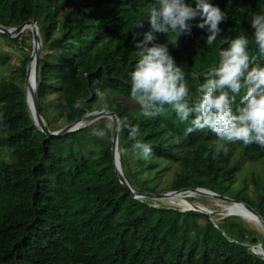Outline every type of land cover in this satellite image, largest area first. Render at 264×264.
<instances>
[{
  "label": "trees",
  "instance_id": "1",
  "mask_svg": "<svg viewBox=\"0 0 264 264\" xmlns=\"http://www.w3.org/2000/svg\"><path fill=\"white\" fill-rule=\"evenodd\" d=\"M69 1L0 0V24L14 28L32 21L47 37L59 28ZM73 1L76 16L63 34L67 40L62 50L68 56L41 62L38 74L40 111L49 129L43 107L49 90L65 108L57 114L65 126L94 112L97 88L130 99L129 74L139 60L135 43L150 31L148 13L156 5V0ZM186 2L195 7L194 0ZM208 2L228 17L219 25L222 31L213 45L206 43V28L193 26L191 35L179 39L174 34H155L156 44L172 42L169 52L186 73L188 85L203 83L205 74L218 64L219 50L239 35L248 37L250 55L264 66V54L257 51L251 27L252 16L264 14V0ZM138 21H143L142 28L136 27ZM200 22L197 18L193 25ZM9 60L0 54V64L5 66ZM30 61L31 56H25L18 69L19 82L0 83V264H264L258 263L254 250L259 245L264 248V239L242 218L216 221L212 214L198 210L181 211L156 206L157 199L134 198L115 172L107 118L61 137L45 135L26 104L24 84ZM77 101L84 106L75 108ZM108 104L119 121L126 117L140 126L137 139L153 150L150 161L137 159L131 152L122 155L133 140L127 129H119L120 161L134 190L164 194L208 189L249 204L264 218V195L255 196V201L233 192L236 168L230 166V155L222 152L213 159L214 134L207 130L187 134L191 118L179 121L169 106L163 115L145 119L140 109L122 101ZM94 128L103 129L105 137L94 136ZM177 137L179 143L174 142ZM87 142L98 144L96 156L85 154ZM237 143L247 160L264 159V149L258 145ZM180 145L185 149L179 155ZM175 161L180 167L171 185L160 189L161 167Z\"/></svg>",
  "mask_w": 264,
  "mask_h": 264
},
{
  "label": "clouds",
  "instance_id": "2",
  "mask_svg": "<svg viewBox=\"0 0 264 264\" xmlns=\"http://www.w3.org/2000/svg\"><path fill=\"white\" fill-rule=\"evenodd\" d=\"M194 2L195 7L186 0H156V5L150 8V31L143 33V40L135 43L139 60L129 74L130 99L139 106L140 115L145 119L162 114L165 106H169L179 121L187 122L191 118L187 134L205 130L214 134L213 159L222 152L227 153V146L237 142L245 147L255 144L264 149V66L255 55H250L251 42L246 35L237 36L227 48L219 50L218 64L205 74L195 99L191 97L186 73L169 52L168 44L172 42L168 39L166 44L154 43L156 33L168 37L174 34L179 39L182 35H191L193 26L207 29L208 46L216 42L222 31L219 25L227 20V13L208 0ZM197 18L202 22L193 25ZM136 27L142 28L143 21H138ZM251 27L257 51L264 54V14H254ZM95 95L100 102L97 110L108 113L106 91L97 88ZM83 106V101L74 104L75 108ZM118 127L127 129L133 140L131 149L124 148L122 155L131 152L137 159L150 161L152 147L137 139L141 135L140 126L125 117L118 122ZM92 134L103 138L106 132L94 128ZM174 142L179 143L180 138H175Z\"/></svg>",
  "mask_w": 264,
  "mask_h": 264
},
{
  "label": "rangeland",
  "instance_id": "3",
  "mask_svg": "<svg viewBox=\"0 0 264 264\" xmlns=\"http://www.w3.org/2000/svg\"><path fill=\"white\" fill-rule=\"evenodd\" d=\"M76 11V2L73 0L67 2L65 9H63L62 20L60 22L59 28L47 37L41 36L43 45L41 60L42 64H44V62L47 60L59 61L68 56L65 55L62 50V46L65 45L67 40L63 34L66 29L72 25L73 19L76 16ZM2 19L3 18L0 16V20ZM33 47L34 39L30 29H26L19 36L13 37L12 40L8 35H0V54L8 55L10 58L5 66L0 64V83L4 80H14L17 82L20 81L18 69L22 66L25 56L32 55ZM73 55L74 54H71L70 57H73ZM24 85L26 88V84ZM188 86L191 95L197 93V83H192ZM27 93L28 100L31 103L30 87L27 89ZM48 93V97L46 101H44L43 107L49 117L50 129L53 131H57L65 127L63 120L57 118V114L60 111L65 110V108L62 106L61 100L55 92L53 93L49 90ZM106 98L107 102H110L112 100L122 101L130 107L139 109V106L134 101H132L131 99L118 97L117 94L106 92ZM99 106L100 102L95 103L94 111H98L97 109L99 108ZM107 120V125L113 131L111 120L109 118H107ZM227 147L228 151L225 154L230 155V166H235L236 168L233 178L234 184L232 185L233 192L238 193L243 197L250 198L251 200L255 199V196L257 195H264V159L247 160L243 156L242 145L238 143L228 145ZM184 149L185 147L182 145L178 147L179 155L184 151ZM98 150L99 146L95 142H87L84 145L85 154L88 156H96ZM179 167L180 163L177 161L171 162V164H163V166L161 167L163 178L158 185L160 189L167 188L171 185L174 173L179 169ZM189 199H192V201L190 202ZM158 204L167 207H176L181 211H188L189 208L194 205L210 211L212 213V218L216 221L226 218V209L230 208L231 210H233V208H236L237 205V203L234 204L233 202L228 203L220 199L190 194H185L184 197H181V199L169 198L156 200L155 205L158 206ZM239 217L243 219V217ZM243 220L246 221L252 229L258 231V233L264 239V225H262L260 221H250L245 218ZM259 257L260 258L257 259L258 263L264 262L263 256L259 255Z\"/></svg>",
  "mask_w": 264,
  "mask_h": 264
},
{
  "label": "water",
  "instance_id": "4",
  "mask_svg": "<svg viewBox=\"0 0 264 264\" xmlns=\"http://www.w3.org/2000/svg\"><path fill=\"white\" fill-rule=\"evenodd\" d=\"M26 29H30L32 34H33V39H34V47H33V53L31 55V61L28 64L27 67V75H26V104L30 113V117L32 118L34 124L48 137H61L64 135H67L69 133L76 132L80 130L81 128H84L95 121H98L103 118H109L112 121L113 125V131H112V155H113V163H114V168L115 172L118 176V180L120 184L127 190L129 191L132 196L136 199H169V198H176V197H184L185 194H190V195H200V196H205V197H210V198H215V199H220L222 201L228 202V203H237L242 205L248 212H250L252 215L257 217L260 221H262V224L264 225V218L260 216L249 204L238 201L236 199L226 197V196H221L216 194L215 192L208 190V189H186L182 191H172L164 194H141L134 190L128 180L126 179L121 161H120V153H119V127H118V122L119 118L116 113L113 112H108V113H101L99 111H94L91 113H88L84 115L81 119L66 125L60 130L57 131H52L48 128L44 118L41 115L40 111V101H39V94H38V74H39V69H40V64L42 60V39H41V34L39 31L38 26L32 22L28 21L18 27L14 28H7L4 27L3 25L0 24V33L3 35H8L11 38L19 36L21 33H23ZM33 66V68H32ZM33 69L34 73V79L32 82V85L34 87L33 91V97H32V104H33V112L30 109V105L28 102V85H29V80H30V75H31V70ZM193 205V204H192ZM189 210H198L206 214H212L210 211H207L205 209L199 208L197 206H192L189 208ZM225 215L227 217L229 216H238L237 213H234L231 211L230 208L226 209ZM239 217V216H238ZM244 219V218H243ZM257 255H262L264 258V248L259 245L258 246V251L256 252Z\"/></svg>",
  "mask_w": 264,
  "mask_h": 264
},
{
  "label": "bare ground",
  "instance_id": "5",
  "mask_svg": "<svg viewBox=\"0 0 264 264\" xmlns=\"http://www.w3.org/2000/svg\"><path fill=\"white\" fill-rule=\"evenodd\" d=\"M33 68V66H32ZM34 79V73H33V69L31 70V75H30V80H29V85L28 88L30 87V95H31V103L29 102L30 105V109L33 112V104H32V97H33V91H34V87L32 85ZM176 199H181V197H176ZM235 204V203H234ZM232 212L237 213L239 216L250 220V221H260L257 217H255L254 215H252L250 212H248L242 205L237 204L236 208H233V210H231ZM260 223L262 224V221H260ZM263 225V224H262ZM260 226V225H259Z\"/></svg>",
  "mask_w": 264,
  "mask_h": 264
},
{
  "label": "built area",
  "instance_id": "6",
  "mask_svg": "<svg viewBox=\"0 0 264 264\" xmlns=\"http://www.w3.org/2000/svg\"><path fill=\"white\" fill-rule=\"evenodd\" d=\"M255 250V252H257L258 251V248L257 249H254Z\"/></svg>",
  "mask_w": 264,
  "mask_h": 264
}]
</instances>
